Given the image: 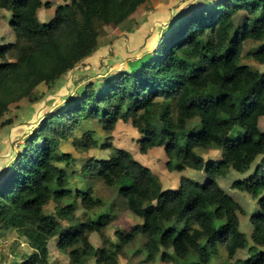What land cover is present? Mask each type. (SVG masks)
Returning <instances> with one entry per match:
<instances>
[{
	"label": "trees",
	"instance_id": "trees-1",
	"mask_svg": "<svg viewBox=\"0 0 264 264\" xmlns=\"http://www.w3.org/2000/svg\"><path fill=\"white\" fill-rule=\"evenodd\" d=\"M146 1L64 0L51 20L40 22L37 10L49 8V1L0 0L15 34L13 41L0 44V125L13 123L1 122L11 103L35 102L39 84L53 89L100 48L99 24L118 25ZM249 41L259 45L247 56L263 64L264 0L205 2L163 35L152 53L101 83L85 84L47 112L0 180V230H16L30 248L14 264H48L52 238L73 264L89 258L117 264L121 246L138 237L148 260L212 264L222 248V264H264V131L259 128L264 72L243 63ZM92 119L108 133L118 120L130 122L139 134L138 151L162 147L169 171L206 173L203 181L181 175L175 189H163L159 177L122 148L107 158L87 159L82 173L114 190L111 207L119 203L141 221L130 231L117 230V241L101 248L92 245L89 234L102 233L113 219L110 209L92 211L102 199L90 188L50 187L66 182L63 165L74 160L59 152L58 144ZM82 146L89 149L97 141L88 132ZM211 149L220 151L215 161L198 152ZM226 168L247 173L231 187L257 199L251 244L239 228L241 205L215 181ZM78 198L86 210L84 221L74 217ZM50 200L56 202L57 217L44 211ZM238 251L245 256L236 257Z\"/></svg>",
	"mask_w": 264,
	"mask_h": 264
},
{
	"label": "rangeland",
	"instance_id": "rangeland-1",
	"mask_svg": "<svg viewBox=\"0 0 264 264\" xmlns=\"http://www.w3.org/2000/svg\"><path fill=\"white\" fill-rule=\"evenodd\" d=\"M45 1V0H43ZM218 0H147L140 5L134 13L124 22L113 24H99L97 45L100 47L84 63L76 65L66 75H64L51 90L44 84H39L34 89L36 101L32 102L28 98L21 99L9 105L8 111L1 118V122L11 119L13 123L9 126L0 125V180L3 178L11 162L25 148L26 143L31 138L35 127L41 125L47 112L59 109L66 100H71L87 83H101L108 78V75H117L129 67V63L135 61L148 53H152L156 42L169 34L177 22L187 19L192 9L205 2H217ZM52 8H40L37 18L40 22H48L53 16L54 8L62 2L60 0H49ZM54 7V8H53ZM53 10L52 12L50 11ZM44 11V12H43ZM51 12V14H49ZM47 14L44 16V14ZM10 13L0 10V44L11 42L15 39V34L11 31L8 23ZM259 44L247 42L243 49V63L251 68L264 72V63L260 64L251 59L247 54L255 49ZM259 128L264 131V116L259 119ZM97 141V146L85 149L82 140L86 139L87 133ZM139 134L130 122L118 120L114 129L108 133L102 128L98 120L92 119L82 123L81 126L73 130V134L67 139H63L58 144L59 152L69 153L74 159L63 167L66 168V182L60 184L56 181L50 184L52 190L61 188H71L87 191L92 189V195L102 199V205L92 211L110 209L113 214L111 223L102 231L89 234V241L94 247L101 248L106 242L117 241L115 232L117 230L130 231L141 221L134 217L127 209H122L119 203L111 207L115 192L112 188L106 187L99 180H91L82 173V167L86 160L92 158H107L114 148H122L132 154L142 164L147 165L156 174L161 185L167 189H175L179 184L181 175H185L196 181L205 179L206 173L185 168L182 171H169L166 167V156L162 147H154L141 154L138 145ZM103 144H110L105 149ZM106 146V145H105ZM204 160L215 161L220 157L219 150H198ZM2 173V174H1ZM241 175L231 168H226L215 178L216 183L227 194L232 196L240 205L239 228L246 234L247 241L251 244L250 234L252 232L251 219H254L258 207L257 199L250 194L234 189L231 184L234 180L240 179ZM77 207L74 217L84 221L86 210L77 199ZM63 203H68L69 199H64ZM56 202L50 200L44 211L55 217L54 208ZM121 208V209H120ZM66 224V221L60 219ZM108 245V244H107ZM143 239L136 240L121 246L122 253L118 256L117 264H175L170 260H148L142 248ZM49 263L48 264H73L66 252L58 248L57 239L52 238L48 243ZM30 252L26 241L14 229L0 230V264H14L24 255ZM236 257H244L245 251H238ZM226 259V254L222 248L219 249L217 259L212 264H222ZM82 264H96L94 258H89Z\"/></svg>",
	"mask_w": 264,
	"mask_h": 264
},
{
	"label": "crops",
	"instance_id": "crops-1",
	"mask_svg": "<svg viewBox=\"0 0 264 264\" xmlns=\"http://www.w3.org/2000/svg\"><path fill=\"white\" fill-rule=\"evenodd\" d=\"M42 1H43V0H42ZM45 1H49V0H45ZM60 1H61L62 3L64 2V0H60ZM58 5H59V4H58ZM40 8H45V7H40ZM40 8L37 10V13H36L37 15H38V11L40 10ZM49 8H52V5H51ZM49 8H48V9H49ZM53 8H54V7H53ZM54 9H55V8H54ZM50 11L52 12L53 10L50 9ZM43 12H44V11H43ZM51 12H50L49 14H51ZM46 15H47V14L45 13L44 16H46ZM53 15H54V13H53ZM52 17H53V16L51 15V18H50L49 20H51ZM144 165H145V164H144ZM239 174H240V173H239ZM241 175H245V176H246L247 173H246V174H241ZM245 176H244V177H245ZM242 178H243V177H242ZM242 178H240V179H242ZM203 180H204V178H203L201 181H203ZM231 197H232V196H231ZM245 235H246V234H245ZM262 249H264V248H262Z\"/></svg>",
	"mask_w": 264,
	"mask_h": 264
}]
</instances>
